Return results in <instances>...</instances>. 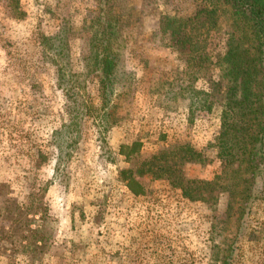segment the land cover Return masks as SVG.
<instances>
[{
	"label": "rangeland",
	"instance_id": "obj_1",
	"mask_svg": "<svg viewBox=\"0 0 264 264\" xmlns=\"http://www.w3.org/2000/svg\"><path fill=\"white\" fill-rule=\"evenodd\" d=\"M97 6V0H0V205L38 191L43 215L28 217L47 238L44 254H1L0 264H220L232 244L231 264H264V174L262 195L237 238V196L227 208L230 200L217 187L204 200H188L165 180L144 178H138L143 191L133 194L118 177L135 166L131 146L143 154L186 142L206 160L186 164L185 176L221 182L219 107L206 111L190 99V88L209 89L208 73L186 67L165 46L161 25L164 15L190 14L194 1L115 0L124 44L103 107L91 75L83 76ZM61 24L68 67L81 73L73 102L56 87L40 43ZM210 26L204 49L222 51L229 20L219 15Z\"/></svg>",
	"mask_w": 264,
	"mask_h": 264
},
{
	"label": "trees",
	"instance_id": "obj_2",
	"mask_svg": "<svg viewBox=\"0 0 264 264\" xmlns=\"http://www.w3.org/2000/svg\"><path fill=\"white\" fill-rule=\"evenodd\" d=\"M193 1L194 8L190 14L164 15L161 25L167 36L165 46L176 52L186 67L208 73L209 89L190 88V99L196 98L191 99L192 103L196 102L197 108H205L206 111L214 104L219 107V132L215 146L222 173L221 182L213 185L208 180L185 176L186 164L206 160L201 151L186 142L160 145L156 150L143 154L131 146V154L136 158L135 166L133 169H120L118 177L133 194L143 191L138 178H144L165 180L188 200H204L205 195L209 196L217 187L230 200L226 203L227 208L237 196V238L244 230L252 203L263 192L264 0ZM97 2L95 29L90 37V53L85 60L83 76L91 75L87 80L93 83L100 107H103L113 93L112 85L118 75L124 39L121 14L119 8L116 9L115 0ZM20 13L17 10V14ZM219 15L229 20L231 34L222 51L210 53L204 49L202 34ZM196 26H202L203 33H195ZM62 28L63 24L55 33L41 37L40 43L48 50V53H43L44 56H48L54 66L56 87L73 102V96H78L80 92L78 74L80 76L81 73L68 67L69 56L64 49L67 39ZM4 191V185L0 183V194ZM42 212L38 191L29 192L20 202H1L0 255L21 253L34 259L44 254L47 238L30 227L31 219L28 217L36 213L41 217ZM2 220L6 221V227H2ZM232 245L220 264H231Z\"/></svg>",
	"mask_w": 264,
	"mask_h": 264
}]
</instances>
